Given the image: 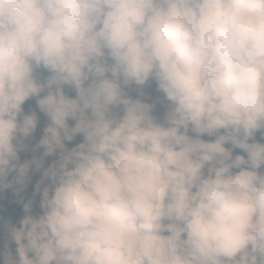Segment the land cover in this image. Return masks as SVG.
Wrapping results in <instances>:
<instances>
[{"label": "clouds", "instance_id": "obj_1", "mask_svg": "<svg viewBox=\"0 0 264 264\" xmlns=\"http://www.w3.org/2000/svg\"><path fill=\"white\" fill-rule=\"evenodd\" d=\"M0 264H264V0H0Z\"/></svg>", "mask_w": 264, "mask_h": 264}, {"label": "trees", "instance_id": "obj_2", "mask_svg": "<svg viewBox=\"0 0 264 264\" xmlns=\"http://www.w3.org/2000/svg\"><path fill=\"white\" fill-rule=\"evenodd\" d=\"M39 177H38V175L36 176V177H34V180L35 179H38ZM31 190H32V187L30 186V188H29V193L31 192ZM10 211H12V212H14L15 214H19V212H20V210H19V208H12V209H10Z\"/></svg>", "mask_w": 264, "mask_h": 264}, {"label": "rangeland", "instance_id": "obj_3", "mask_svg": "<svg viewBox=\"0 0 264 264\" xmlns=\"http://www.w3.org/2000/svg\"><path fill=\"white\" fill-rule=\"evenodd\" d=\"M147 91H148L149 94H153L154 95V88H149ZM37 135H39V133Z\"/></svg>", "mask_w": 264, "mask_h": 264}]
</instances>
